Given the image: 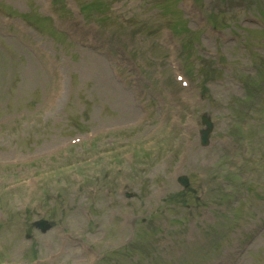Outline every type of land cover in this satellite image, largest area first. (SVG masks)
<instances>
[{
  "label": "rangeland",
  "instance_id": "rangeland-1",
  "mask_svg": "<svg viewBox=\"0 0 264 264\" xmlns=\"http://www.w3.org/2000/svg\"><path fill=\"white\" fill-rule=\"evenodd\" d=\"M51 1L0 0V262L264 264V0Z\"/></svg>",
  "mask_w": 264,
  "mask_h": 264
},
{
  "label": "water",
  "instance_id": "water-1",
  "mask_svg": "<svg viewBox=\"0 0 264 264\" xmlns=\"http://www.w3.org/2000/svg\"><path fill=\"white\" fill-rule=\"evenodd\" d=\"M204 122H206V121H204ZM207 123V122H206ZM208 124V123H207ZM211 130V126L210 127H208V129H207V131L205 132V136L209 133V131ZM206 141V139H204L203 140V142H205ZM41 224H43V223H41ZM45 225V224H44ZM46 229V228H45Z\"/></svg>",
  "mask_w": 264,
  "mask_h": 264
}]
</instances>
